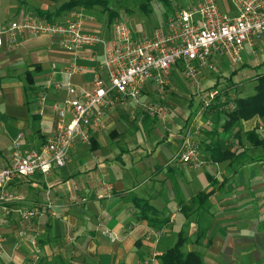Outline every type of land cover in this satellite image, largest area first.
Returning <instances> with one entry per match:
<instances>
[{
    "label": "crops",
    "instance_id": "1",
    "mask_svg": "<svg viewBox=\"0 0 264 264\" xmlns=\"http://www.w3.org/2000/svg\"><path fill=\"white\" fill-rule=\"evenodd\" d=\"M62 2L0 0V24L20 22L37 9L53 11ZM74 11L93 18L82 9ZM164 17L152 30L133 37L151 34ZM84 29L111 37L110 29L94 18ZM263 48L264 38L254 48L246 47L240 62L221 58L214 61L215 68H230L235 77L245 72L249 75L244 80H252L264 73ZM73 63L83 70L68 75ZM101 64L100 46L69 52L56 37L24 33L15 43L3 38L0 168L9 163L17 135L23 134L25 148L37 149L45 142L56 128L53 105L66 98L65 85L72 84L78 93L89 91L95 73L105 76ZM182 82L171 73L163 100L169 112L166 122L149 118L132 103L118 105L104 115L100 128L87 129L89 142L77 141L65 167L13 183L9 190L23 196L27 205L51 203L55 214L45 211L30 221L15 211L0 217V264H159L180 231L186 238L183 252H200L204 264H264V150L252 149L245 140L239 144L232 135L225 140L218 131L233 156L245 152L239 155H245V164L233 170L230 160L213 163L204 148L211 140L205 131L214 129L208 126L200 138L207 165L193 168L177 162L181 134L200 108L201 97ZM56 83L63 90L55 91ZM143 100H159L154 85L146 87ZM255 124L256 119L244 122L243 132ZM75 197L86 201L74 203ZM133 198L147 201L157 211L154 218L165 224L154 228L141 220ZM197 232L204 236L197 237Z\"/></svg>",
    "mask_w": 264,
    "mask_h": 264
},
{
    "label": "built area",
    "instance_id": "2",
    "mask_svg": "<svg viewBox=\"0 0 264 264\" xmlns=\"http://www.w3.org/2000/svg\"><path fill=\"white\" fill-rule=\"evenodd\" d=\"M227 1L231 12L236 14L234 17L223 12L216 0H198L192 6L174 9L151 34L140 39L133 37L122 20L112 24L111 37L104 39L100 32L84 29V23L93 22V18L81 11H71L61 21L26 15L20 22L0 24V46L4 37L15 43L24 33L56 37L60 46L69 52L100 46L101 69L105 72L104 77L93 75L89 91L78 93L72 84L65 85L66 98L53 105L58 115L56 128L39 148L23 147L24 136L17 135L12 142L9 163L0 168V217L13 211L24 221L33 220L45 211L54 215L51 203L29 206L23 196L10 191L9 187L24 178L36 174L45 176L53 169L65 167L71 148L77 141L88 143L87 129L100 128L104 115L116 106L132 103L149 118L166 122L169 112L163 100L173 67L179 68L189 87L199 94V76L202 72L214 71L215 60L228 58L236 64L241 61L246 47L254 48L260 43L264 38V0ZM82 70L73 63L68 75ZM151 84L156 88L157 102L143 100L144 91ZM53 88L61 91L63 85L56 83ZM218 96L217 90H210L207 96L200 97V108L181 134L176 156L180 164L193 168L207 165L201 153L200 138L210 126L204 121V113L211 110ZM224 101L225 98H220L218 102L223 104ZM85 201L80 197L72 200L74 203ZM2 240L0 233V243ZM36 259L34 256L32 262Z\"/></svg>",
    "mask_w": 264,
    "mask_h": 264
},
{
    "label": "trees",
    "instance_id": "3",
    "mask_svg": "<svg viewBox=\"0 0 264 264\" xmlns=\"http://www.w3.org/2000/svg\"><path fill=\"white\" fill-rule=\"evenodd\" d=\"M155 1H163L170 4V0H145L139 5V10L147 12L150 4ZM76 9H82L87 14L90 12L105 14L107 18L106 27L108 30L111 28V24L119 21L121 18L118 12L109 5V0H65L64 3L53 11L37 9L34 10V13L36 16L44 20L54 21L63 14ZM234 74L235 73L232 72L230 76L224 79L228 85L226 90H233L234 93H236L234 99L229 98L226 101L227 104L232 103L233 107L228 110H223L222 114L215 111V119L217 123H215L216 125L214 126L213 131H205V134H207L211 140L204 145V148L209 151V160L211 162L221 163L230 160V168L236 170L239 167L244 166L245 161H243V158L245 155L242 157H239V155L244 154L245 152L241 151L242 153L233 156L230 149L226 148L224 143H222L218 131H221L223 134L232 133L233 138L236 139L239 144H242V141L245 140L249 143L252 149L260 148L264 150V73L257 74L253 78L255 81L254 93L248 96H239L236 89V83L233 84L232 82V75ZM220 82L222 81L217 78L214 86H218ZM214 86L209 87L207 90H212ZM226 90L223 94H227L226 96L228 98ZM202 93L203 92H200L198 95L200 96ZM218 104L223 105L224 103L222 104L218 102ZM219 111L221 110L219 109ZM220 115H224V122L219 126L218 120L220 121ZM252 119H256L254 128L247 132H243L241 127L242 124L251 121ZM259 127L262 129L259 130ZM134 200L135 198H133V201ZM136 203L139 207V218L141 220L146 221L148 225L154 228H161L165 224L164 221L162 222L157 220V218H154V216H157V211L150 206L147 201L140 199L137 200ZM200 235L204 236V233L197 232V237ZM185 243L186 238L184 232L180 231L175 244L159 257V264H204L203 255L200 252H183L182 247Z\"/></svg>",
    "mask_w": 264,
    "mask_h": 264
},
{
    "label": "rangeland",
    "instance_id": "4",
    "mask_svg": "<svg viewBox=\"0 0 264 264\" xmlns=\"http://www.w3.org/2000/svg\"><path fill=\"white\" fill-rule=\"evenodd\" d=\"M145 0H109V5L115 9L118 14L120 15V20H122L132 31V33L134 34H143L144 31H149L152 30L153 27H155L160 21L161 19L166 18L167 14H170L171 12H173L174 9H178L180 7H186V6H192L194 4H192V2H194L195 0H170V4H167L163 1H155L152 2L149 6V9L147 10V12L144 11H140L139 10V5L144 2ZM65 0H63L62 3H64ZM220 8L224 11H227V9H229V11L231 10V7L228 3L227 0H217ZM61 3V4H62ZM60 4V5H61ZM192 4V5H191ZM59 5V6H60ZM173 9V10H172ZM89 15H91L95 20H97L99 23H102L104 25V29H108L106 27V23H107V18L105 14H100L98 12H90ZM233 17L236 15L235 12H233L231 14ZM119 20V21H120ZM112 26V24H111ZM219 68V67H218ZM217 67L214 69V71L211 72H202L200 74V76L202 74H204V80L202 81L201 77L200 78V83H201V92H203L200 96L205 97L208 94V88L211 86L215 85V82L217 80V78H219L222 82H220V84L218 86H214V88L212 90H217L219 96L215 99V102L213 104V107L211 106V110L212 111L210 113H204V121L205 122H209L210 124V129H213V127L216 125L215 123H217L216 121V113L222 114L223 110H228L230 109V103H226V101L231 97L236 94L234 93L233 90H226L227 88V83L224 81V79L228 76H230V72L231 69H218ZM176 69L179 70L178 67H173L172 72H174V75L177 76L179 78V82H181L182 84H184L182 82V79H184L183 77H181V72L180 74L176 71ZM171 72V73H172ZM249 75V74H248ZM248 75L245 74V72H243L239 77H235L232 75V82L233 84L236 83V89L237 92L239 94V96H248L254 93V86H255V81L252 79H247L244 80L245 77H247ZM171 76V75H170ZM235 77V78H234ZM182 78V79H180ZM185 83H188L185 79L183 80ZM191 89V88H190ZM193 89H191L192 91ZM225 90L228 93V98H227V94L224 95L223 92H225ZM210 91V90H209ZM167 91H166V95L164 98V101H166V97H167ZM187 95V94H186ZM184 98L189 97V95L187 96H183ZM220 98H225V103L223 105L218 104V101L220 100ZM169 99V98H168ZM171 101L174 102L175 104H181V101L174 98H171ZM167 109H168V105L166 104V102L163 104ZM219 109L221 111H219ZM197 111V110H196ZM196 113V112H195ZM220 121L219 122V126L224 122V115H220ZM242 127V126H241ZM208 128V126L206 127ZM243 130V128H242ZM232 133H225V140H229L231 138ZM201 149V147H200ZM252 152V150H251ZM255 153V152H254ZM183 251L186 250V247L182 248Z\"/></svg>",
    "mask_w": 264,
    "mask_h": 264
}]
</instances>
